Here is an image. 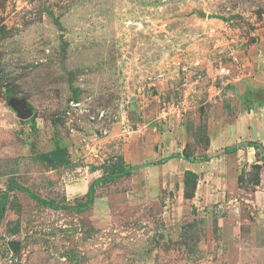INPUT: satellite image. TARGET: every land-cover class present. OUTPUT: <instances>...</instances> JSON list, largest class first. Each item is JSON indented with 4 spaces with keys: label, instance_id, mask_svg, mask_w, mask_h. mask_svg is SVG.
<instances>
[{
    "label": "rangeland",
    "instance_id": "374dc122",
    "mask_svg": "<svg viewBox=\"0 0 264 264\" xmlns=\"http://www.w3.org/2000/svg\"><path fill=\"white\" fill-rule=\"evenodd\" d=\"M248 113L264 133V0H0V264H229L227 204L177 197L172 158L205 153L187 122L222 143ZM116 158L131 173L90 200Z\"/></svg>",
    "mask_w": 264,
    "mask_h": 264
},
{
    "label": "crops",
    "instance_id": "0c3cea01",
    "mask_svg": "<svg viewBox=\"0 0 264 264\" xmlns=\"http://www.w3.org/2000/svg\"><path fill=\"white\" fill-rule=\"evenodd\" d=\"M257 123V118L250 117L249 113L235 117L233 123L226 127L222 143H219L215 137H211L207 150L208 160L190 161L184 158L183 151L178 158H172L183 167L178 183L176 182L177 197H184V172L192 170L200 177L195 195L189 200L196 206L208 209L218 203L220 206H223V202L227 204L229 215L221 219L220 225L222 226V242L225 245L229 264H264V196L262 194L264 191L257 189L253 192L255 198L253 219L245 216L236 219L234 212L236 209L233 210L234 205H238L234 203L239 201L237 196H242L241 190L247 192L239 185L241 173L239 171L257 162L254 147L234 145L233 137L239 132L238 138L234 139V143H237L238 139H243L246 134L248 138L258 140L264 146V133H260ZM177 138V136L174 137L176 142ZM182 145L184 144H181V149ZM235 146L238 147L237 151L227 152L226 148ZM169 187L171 188V185Z\"/></svg>",
    "mask_w": 264,
    "mask_h": 264
},
{
    "label": "trees",
    "instance_id": "16d2710c",
    "mask_svg": "<svg viewBox=\"0 0 264 264\" xmlns=\"http://www.w3.org/2000/svg\"><path fill=\"white\" fill-rule=\"evenodd\" d=\"M186 130L187 132L192 135L193 139L196 142H204V149H205V153L201 156V157H196L195 152H188V147H184L183 149V156L185 159H188L190 161H197V160H208L209 156L207 154V150L209 148L210 145V141H211V135L209 133V129L206 125H199V126H195L194 123H186ZM247 146H251L254 147L255 149V154L257 157V162L253 164V166L257 167V168H261L264 165V155H261V150H264V147L262 145V143H260L258 140H249L247 142ZM61 148L55 149L53 150L51 153L52 154H58L60 153ZM227 152H234L238 150V147H230V148H226ZM62 152V151H61ZM47 154V153H44ZM259 160H261L263 163L260 164ZM166 162V160L164 161ZM103 170V175L101 178L96 179V181H93L89 187H88V191H87V197L90 198V200H92V196L94 194V183L97 182H106V181H113L118 177L124 176V175H129L131 173L130 168L127 166V164L124 162V160L122 158H116V160L111 159L109 162H105L104 164L101 165V167H99ZM245 171V169L242 170V172ZM200 175L192 170H186L184 172V197L187 199H191L194 197L195 195V191H196V187H197V183L199 180ZM242 180V174L239 176V182H241ZM40 201H42L44 204L50 206V207H55L56 203L51 201V200H47V199H38ZM89 206L88 201L86 203H84L83 207H87ZM3 208H2V204L0 203V216H2L3 214Z\"/></svg>",
    "mask_w": 264,
    "mask_h": 264
},
{
    "label": "water",
    "instance_id": "95a60500",
    "mask_svg": "<svg viewBox=\"0 0 264 264\" xmlns=\"http://www.w3.org/2000/svg\"><path fill=\"white\" fill-rule=\"evenodd\" d=\"M16 104L20 117L25 118L32 114V111L26 107V104L24 102H19Z\"/></svg>",
    "mask_w": 264,
    "mask_h": 264
},
{
    "label": "built area",
    "instance_id": "2783aa9c",
    "mask_svg": "<svg viewBox=\"0 0 264 264\" xmlns=\"http://www.w3.org/2000/svg\"><path fill=\"white\" fill-rule=\"evenodd\" d=\"M230 72V70L229 69H227V73H229ZM217 260H221V257L219 258V259H217ZM225 263V262H224Z\"/></svg>",
    "mask_w": 264,
    "mask_h": 264
}]
</instances>
